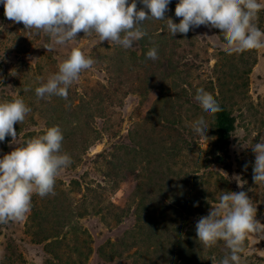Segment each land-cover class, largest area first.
<instances>
[{
    "label": "rangeland",
    "instance_id": "obj_1",
    "mask_svg": "<svg viewBox=\"0 0 264 264\" xmlns=\"http://www.w3.org/2000/svg\"><path fill=\"white\" fill-rule=\"evenodd\" d=\"M178 2L171 0L165 13L174 23L181 19ZM149 20L153 29L165 22ZM256 23L264 31V10ZM165 26L168 39L159 42L156 60L132 61L127 49L83 32L48 52L51 38L8 20L0 4V102L19 95L31 108L14 125L16 140L6 136L0 145V159L59 126L61 150L72 161L56 178L54 195L32 197L41 204L44 228H55L57 216L70 219L59 249L63 262L28 234L31 209L22 221L0 223V264H78L86 246L92 251L85 264H219L229 253L225 243L203 247L196 224L225 192H246L264 224V184L253 180L252 149L264 136V49L229 55L219 29L201 25L173 37L167 20ZM72 47L91 57L93 67L66 100L38 98L35 88L58 71ZM169 59L173 72L165 75ZM198 88L235 118L230 173L218 162L215 121L195 100ZM200 117L210 126L207 137L193 130ZM237 176L247 181L242 188ZM241 264H264V231L249 234Z\"/></svg>",
    "mask_w": 264,
    "mask_h": 264
},
{
    "label": "clouds",
    "instance_id": "obj_2",
    "mask_svg": "<svg viewBox=\"0 0 264 264\" xmlns=\"http://www.w3.org/2000/svg\"><path fill=\"white\" fill-rule=\"evenodd\" d=\"M170 2L141 0L146 12L137 10L136 0L131 3L129 0H0L8 20L51 38L52 43L44 46L48 52L55 45L74 42L80 32L95 33L99 43L108 41L124 49L131 48L135 41L147 36L140 25L149 18L167 20L173 37L201 25L219 29L225 41L224 51L229 55L264 49V31L256 23L259 12L264 10L260 0H179L175 7V16L181 18L179 23L165 18ZM146 55L156 60L157 48H151ZM94 63L80 48L72 47L58 64V71L35 88L36 96L41 99L59 96L66 100L69 88ZM195 100L204 112L213 116L222 111L217 100L204 88L196 90ZM30 111L19 95L0 102V142L6 136H11L13 142L16 140L14 125L22 123ZM192 127L200 137H207L205 130L210 126L204 117L194 121ZM63 139L59 126H52L0 159V223L24 220L31 210L33 195L43 198L55 194L56 178L72 162L61 150ZM252 149L255 153L253 180L257 185L264 184V136ZM236 181L241 188L247 183L239 176ZM256 213L257 208L246 192H225L209 215L199 218L198 241L205 248L223 241L229 253L219 264H241L249 234L264 231V224L255 218Z\"/></svg>",
    "mask_w": 264,
    "mask_h": 264
},
{
    "label": "trees",
    "instance_id": "obj_3",
    "mask_svg": "<svg viewBox=\"0 0 264 264\" xmlns=\"http://www.w3.org/2000/svg\"><path fill=\"white\" fill-rule=\"evenodd\" d=\"M143 9L146 12L148 11L144 5L141 3V0L138 1L137 10ZM167 19V16L165 17ZM152 22L147 19L143 22L140 27L147 32V36L141 38L139 41H135L131 48H128L127 53L129 52L128 59L136 60L138 62H143L147 58V52L153 47H158L161 40L168 39L166 33V20L163 23L161 29L151 28ZM165 29V30H164ZM123 48V47H121ZM131 50V51H130ZM127 57V56H126ZM171 59L167 60V63L163 65V72L165 75L171 74L173 72L171 64H169ZM222 111L213 116L215 121V132H216V147L218 152V162L224 168L227 173L231 172V158H230V139L235 131V118L231 111L222 103L218 102ZM5 141L1 142L0 145H4ZM121 147V145H120ZM115 149H120L119 147ZM113 158H116L115 155ZM78 185L79 182L75 181ZM32 214L27 224V232L34 239L36 243H45V250L48 254H51L54 259L59 262H63V257L60 254L59 249L67 242V236L62 235L63 230L68 226V221L65 215L57 216L56 227L52 229L44 228V214L40 210L41 204L37 197H34L31 204ZM58 225V226H57ZM86 244V243H85ZM88 248V252L82 253L79 258L78 264H85V261L89 259L90 253L92 251L91 247ZM57 250L59 252H57ZM78 252V251H77ZM22 257V256H21ZM24 262V261H23ZM51 262V261H50ZM70 264V263H67ZM77 264V263H75Z\"/></svg>",
    "mask_w": 264,
    "mask_h": 264
}]
</instances>
